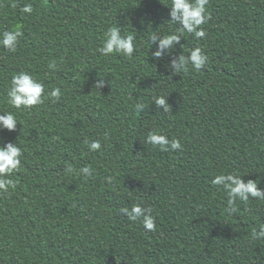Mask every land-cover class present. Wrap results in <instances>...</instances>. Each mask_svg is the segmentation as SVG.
Listing matches in <instances>:
<instances>
[{
	"label": "trees",
	"instance_id": "trees-1",
	"mask_svg": "<svg viewBox=\"0 0 264 264\" xmlns=\"http://www.w3.org/2000/svg\"><path fill=\"white\" fill-rule=\"evenodd\" d=\"M170 3L0 0V33L22 32L15 52L0 45V112L19 120L0 129V145L23 152L16 186L0 192V264H264V239L252 238L264 200H237L232 211L212 183L234 173L264 190V0H208L206 36L185 34L156 60L159 39L179 28ZM117 24L135 37L131 58L98 51ZM195 47L206 66L173 72L171 61ZM19 72L46 94L59 87V98L13 108L7 92ZM152 131L182 147L161 151L146 142ZM84 166L91 177L77 174ZM135 204L151 209L155 230L122 213Z\"/></svg>",
	"mask_w": 264,
	"mask_h": 264
},
{
	"label": "clouds",
	"instance_id": "clouds-1",
	"mask_svg": "<svg viewBox=\"0 0 264 264\" xmlns=\"http://www.w3.org/2000/svg\"><path fill=\"white\" fill-rule=\"evenodd\" d=\"M208 0H171L167 8L169 9L170 22L178 25V30L172 31L167 35H163L159 39L157 50L152 53L154 59L159 60L164 50H170L175 44H179L185 34H192L196 38H204L206 30L203 27L211 19L210 13L206 9ZM21 11L24 13H32L33 7L31 4H25ZM22 32L19 27L15 31L4 30L0 33V45L10 52H15L19 38ZM157 39L156 35L151 37L152 41ZM137 50L134 35H122V28L119 24L109 26L105 32V39L102 47L98 49L102 56H109L113 53L122 54L131 58ZM209 57L200 47L193 48L188 55H181L178 60L171 61V69L179 74L182 71H187L190 65L196 71L203 69L208 63ZM48 67L54 69L56 64L49 62ZM105 81L97 79L93 87L97 90L104 87ZM61 89L56 87L50 93L45 92L43 83L35 79L27 72H19L11 78V86L7 92L8 103L15 109L31 108L42 104L45 95L51 98H59ZM154 103L157 106H162L165 112L169 111V104L166 102L165 96L154 98ZM142 104H137V110L143 109ZM19 120L11 111L0 112V129L15 131ZM146 142L154 147H158L161 151L176 150L182 147L179 139H169L166 135L152 131L146 137ZM90 150H98L101 148L99 140H85ZM23 155L21 147L16 143L8 142L0 145V192H8L16 186V183L11 179V174L18 171L21 164V156ZM66 172L72 173L74 169L71 165L66 167ZM78 175H84L86 178L93 175V169L90 166H84L79 170ZM213 184L223 186L228 194V206L232 211H235L234 205L236 201L246 202L250 197L264 200V190L258 187L256 180L249 179L245 182L240 176L234 173H221L216 175L212 181ZM122 213L127 215L129 220L136 221L142 219L144 227L149 230H155V218L151 215V209L140 204H135L131 209L123 208ZM253 239H264V226H261L258 231H253Z\"/></svg>",
	"mask_w": 264,
	"mask_h": 264
}]
</instances>
